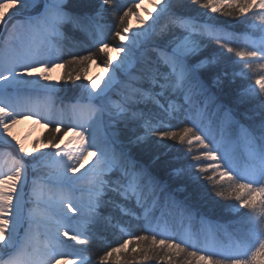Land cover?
<instances>
[{
    "label": "snow or ice",
    "instance_id": "6c2138e0",
    "mask_svg": "<svg viewBox=\"0 0 264 264\" xmlns=\"http://www.w3.org/2000/svg\"><path fill=\"white\" fill-rule=\"evenodd\" d=\"M127 2L0 0V264H90L97 228L122 238L98 264H264V0H149L150 22ZM230 64L252 81L234 96ZM21 119L47 142L12 135ZM213 197L232 219L200 212Z\"/></svg>",
    "mask_w": 264,
    "mask_h": 264
},
{
    "label": "trees",
    "instance_id": "16d2710c",
    "mask_svg": "<svg viewBox=\"0 0 264 264\" xmlns=\"http://www.w3.org/2000/svg\"><path fill=\"white\" fill-rule=\"evenodd\" d=\"M73 2L75 4L79 5L74 10L80 14H84V13H91L92 9L90 7H88V5L91 3H98L99 0H73ZM117 2L120 4L121 10H123V8L125 6V0H117ZM127 6H129V7L132 6L131 0H128ZM193 7H195V6H193ZM115 16H116V13L109 11V13L106 14L105 20L102 22L107 23V24H112L115 22ZM129 19H130V17H129ZM219 20L221 22H223V24L225 26L231 24L232 25V28H231L232 31L241 32L244 30L243 27H240V25L238 23H236L235 21H232L230 18L219 17ZM68 34L70 36H72L76 41L81 42L82 44L89 43L87 37L84 36L82 33H79V32L72 33L70 30H68ZM108 40H109L110 44H118V42H119V40H114L111 36L108 37ZM216 47H217V45L211 44L207 51L210 53L211 50L215 49ZM76 51H80L82 54H87L88 49L84 48V47H80V48H77ZM92 51H95V49L93 48ZM100 59L103 60V57H100ZM223 70H225V69H217V71H223ZM236 70L238 71L239 69L237 68ZM63 71H62V73H63ZM226 71L229 73V77L224 82L223 90H224V93H227L230 96H234L236 94V92L240 89L241 85H247V84L252 82L251 79L243 80V79L237 77L236 82L231 83L230 80H231V73L233 72V66L230 64L228 66V68L226 69ZM248 75L251 77L252 73L249 72ZM72 94L73 93H70V92L67 94L61 93V96L67 102V101H69L68 98H72L71 97ZM173 123L175 125V122H173ZM46 137L50 138V127L46 128V130H45V132L41 138V141L47 142L45 139ZM166 143H171V142L166 141ZM175 147L177 149H180V155L184 154V150H183V148H181L180 145H175ZM194 151H195V149H194ZM174 155H176V153H169V155L167 157H162L161 166L164 165L165 161H170L172 167L180 166L181 163L190 162V161L172 160V157ZM177 183H179V181H177ZM213 199L218 200V204L217 205H204V206L199 208L200 212L203 213L205 215V217H207L213 221H219L221 223H225L228 220L232 219L233 217L231 216V214L229 212H227V210L224 207H222V205L232 204L235 202L234 201L220 200L219 198H215V197H213ZM132 231L137 233V234L140 233V229H138V228H134V229H132ZM117 241H122V239H119V233L118 232L116 234H109L107 239H105V233L103 232L102 228H97L96 229V235L93 237L92 243L88 246L89 251L87 252V256L90 257V264H98L99 256L104 254V252L108 249V246H116L115 242H117ZM117 264H124V262L120 261V262H117ZM144 264H159V262L158 261H148V262H144Z\"/></svg>",
    "mask_w": 264,
    "mask_h": 264
},
{
    "label": "bare ground",
    "instance_id": "6f19581e",
    "mask_svg": "<svg viewBox=\"0 0 264 264\" xmlns=\"http://www.w3.org/2000/svg\"><path fill=\"white\" fill-rule=\"evenodd\" d=\"M152 12V6L149 0H144V4L141 8L138 9L137 14L139 17L145 21H149L148 16L145 14V12ZM150 22V21H149ZM128 26L135 30L138 27V21L136 19V16H131L130 19L127 22ZM208 52V51H207ZM209 53V52H208ZM115 56V53H113ZM247 72V70L245 69ZM49 75L51 76L52 81H57L60 79V68H54ZM92 76H100L104 75V73L101 71V68L94 69L91 73ZM44 130V127L41 126V124H37L35 120L32 119H21L18 121V123L12 128L11 134L14 135L17 139L23 140L25 145L28 146L34 139L40 136L42 131ZM91 159V157L89 158ZM88 161H85V164H87Z\"/></svg>",
    "mask_w": 264,
    "mask_h": 264
},
{
    "label": "rangeland",
    "instance_id": "374dc122",
    "mask_svg": "<svg viewBox=\"0 0 264 264\" xmlns=\"http://www.w3.org/2000/svg\"><path fill=\"white\" fill-rule=\"evenodd\" d=\"M37 10H38V9H37ZM13 11H15V10H13ZM135 11H136V13H137V12H138V9H136ZM10 15H11V13H10ZM6 19H7V18H6ZM254 19H255V18H254ZM239 25H240V24H239ZM240 27H243V28H244L243 31H245V27H244L243 25H240ZM243 31H241V32H243ZM119 43H120V41L118 42V44H119ZM113 53H114V52H111V53H109V55L114 56ZM228 55H230V56L232 57V60H233V61L237 59V58H236L234 55H232V54H228ZM97 68H100V67H97L95 64L89 66V71H88V78H89V79L94 78V76H92L91 73H92V71H93L94 69H97ZM62 71H63V69H60V77H61V75H62ZM244 71H245V70H244ZM81 82H85V81H81ZM71 97H72V98H68L69 101L72 100V99L74 98V95L72 94ZM45 130H46V127H44V130L42 131V133L40 134V136L37 137L36 139H34L29 145H31V144L34 143L35 141L41 140V138H42V136H43ZM71 138H72V133L69 131L68 134H67L66 136H63V142H67V141H69ZM153 139H155V137H153ZM61 146H63V144H61ZM200 151H203V150H200ZM203 163L207 164L208 162L205 161V162H203ZM118 233H119V232H118ZM119 239H122L120 233H119ZM118 242H122V241H117V242H115V243L117 244ZM67 243H72V242L69 241V242H67ZM76 247H82V246H76ZM85 255H87V253H85Z\"/></svg>",
    "mask_w": 264,
    "mask_h": 264
}]
</instances>
